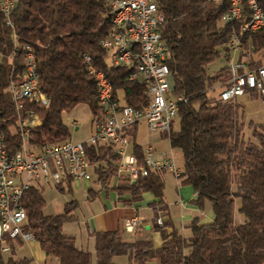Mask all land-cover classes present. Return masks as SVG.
Segmentation results:
<instances>
[{"label": "trees", "instance_id": "obj_1", "mask_svg": "<svg viewBox=\"0 0 264 264\" xmlns=\"http://www.w3.org/2000/svg\"><path fill=\"white\" fill-rule=\"evenodd\" d=\"M257 1L264 11V0ZM156 3L164 18L159 31L168 46L169 92L183 98L175 115L179 126L168 134L170 145L183 155L178 183L192 188V202L198 207L208 199L213 217L208 222L192 218L182 224L183 230L189 229L184 234L173 223L164 201L166 169L148 167L147 178L138 180L117 201L136 204L144 193L151 194L153 216L149 224L158 232L160 243L155 245L150 237L124 239L118 229H93L95 264H117L113 259L116 254H126L128 264H144L150 259L161 264H264V121H249L246 135L242 103L236 97L223 100L216 91L227 84L228 63L213 72L206 69L215 56L230 59L229 35L239 30L245 17L223 22L221 15L229 6L228 0ZM10 19L11 25L6 24L0 8V128L10 149L18 145L19 133L8 84L10 75L23 69L24 43L32 45L38 85L49 99L47 106L25 101V106L40 117L29 131V140L34 143L68 139L69 126L62 120V112L78 103H87L93 117H99L95 83L85 56L107 73L114 93L124 103L141 107L148 102L143 82L126 81L129 69L109 66L105 60L101 40L110 22L104 0H18ZM241 41L244 50L238 58L249 67L264 61V24L255 32H244ZM244 93L259 96L264 103V93L252 88ZM134 126L128 132L131 137ZM86 151L100 188L114 190L119 158L114 146L96 143L86 146ZM88 191L90 197L98 192ZM236 199V209L242 214L238 220ZM21 202L26 211L23 229L33 234L44 253L55 255L58 264H92L90 251L77 246L74 235L62 230L63 223L75 217L74 200L68 201L62 212L46 214L41 187L31 185ZM5 241L11 248L14 242H23L18 237ZM3 253L0 263H12V257L5 260Z\"/></svg>", "mask_w": 264, "mask_h": 264}, {"label": "built area", "instance_id": "obj_2", "mask_svg": "<svg viewBox=\"0 0 264 264\" xmlns=\"http://www.w3.org/2000/svg\"><path fill=\"white\" fill-rule=\"evenodd\" d=\"M18 0H0L5 23L11 25L10 15ZM108 6L109 29L101 40L104 57L109 66L129 69L126 81L143 82L147 88L148 102L141 107L124 103L114 93L112 81L107 73L97 68L89 56H85L88 73L94 80L96 99L100 107L98 118L92 120L91 133L82 140L66 139L58 142L29 140L30 128L40 122L38 113L25 106L32 101L47 106L48 97L39 88V73L36 71L33 48L23 45L24 66L18 74H11L8 90L16 111V125L19 133L18 145L10 149L0 128V252L11 249L6 238L34 239L33 234L23 229L26 211L21 199L31 185L43 182L63 186L72 180L90 179V161L86 146L96 143H110L119 154L116 181L136 182L141 175H148L147 168H164L178 180L180 169L175 166L172 149L163 151L156 158L151 145L141 154L127 151L129 129L139 120H144L152 131L166 135L171 129V119L178 110L181 95L170 94L171 72L167 64L168 46L161 36L159 26L163 14L156 0H104ZM218 2L220 0H214ZM229 6L222 13L221 20L229 22L245 17L238 31H232L228 38L231 56L244 50L241 36L244 32H255L264 24V11L257 0H228ZM13 40L15 34L12 33ZM249 50H246V54ZM107 61V60H106ZM227 84L219 90L223 100L235 98L247 89L264 93V61L249 67L243 58L228 63ZM1 122V118H0ZM78 120L70 119L77 126ZM123 177L125 179H123ZM161 223V217L157 219ZM137 214L123 221L127 231L140 226ZM1 264V263H0Z\"/></svg>", "mask_w": 264, "mask_h": 264}, {"label": "rangeland", "instance_id": "obj_3", "mask_svg": "<svg viewBox=\"0 0 264 264\" xmlns=\"http://www.w3.org/2000/svg\"><path fill=\"white\" fill-rule=\"evenodd\" d=\"M238 53L232 55L227 61L223 55L215 56L211 60L206 69L208 72H213L217 70L220 66L229 63L231 60H235ZM109 62V58H106ZM220 88H216L219 92ZM237 100L243 105V120H244V132L247 135L250 131L249 121L253 122H263L264 121V103L259 96L251 97L247 93L236 96ZM75 118L79 122V128L76 130L74 126L70 124V119ZM62 120L69 126V139L77 140L86 138L91 133V126L93 120L92 111L87 103L81 102L76 104L74 107L67 111L62 112ZM179 126L178 116H174L171 119V128L173 130L177 129ZM140 145L142 148L147 145H152L153 151L163 152L172 149L173 160L176 167L182 170L183 167V155L178 147H173L170 145L169 137L159 131H152L147 127L144 120H139L136 123V128L134 136L130 137L126 148H133L134 145ZM91 177L90 179H78L72 180L70 187L68 184H64L61 189L59 186H55L53 183L43 182L41 187V193L44 197L45 203L43 206V212L46 214L59 213L63 211L65 204L68 201L74 200L75 206L72 210L75 217L63 223L62 230L67 233L74 234L78 245H83L86 249H90L92 252V257L94 260L93 251V240L89 231L95 225L96 221L100 218L108 217L112 215H118V211H109L105 214H100V211L104 208V199L101 193L98 192L97 195L90 197L89 188L97 190L99 188V182L96 180L95 175L92 171V166L89 168ZM188 186L189 185H181ZM179 183L175 175L166 170L164 173V200L168 204V210L172 218L173 223L178 227L182 228V223H187L189 220L183 218L184 213H188V208H180V206L175 202V200L180 199L178 194ZM109 191V190H108ZM111 198H107L109 201ZM193 203V202H192ZM239 200L235 201V217L236 219H241L242 214L237 211ZM194 204V203H193ZM196 209L201 208L204 211L211 209V203L208 199L204 200L203 206L198 207L194 204ZM199 210V209H198ZM139 217H143L148 222H152V210L146 206L142 205L138 208ZM184 234L189 233L188 228H184ZM120 234L124 239H133L135 236L134 232L130 233L125 230L123 222L120 223ZM140 237H151L150 233L142 232ZM8 256H11L13 262L10 264H58V258L53 254H46L39 246L35 240H25L22 243L14 242L13 247L3 253V257L6 260ZM113 259L117 261L118 264H127L126 254H116Z\"/></svg>", "mask_w": 264, "mask_h": 264}, {"label": "crops", "instance_id": "obj_4", "mask_svg": "<svg viewBox=\"0 0 264 264\" xmlns=\"http://www.w3.org/2000/svg\"><path fill=\"white\" fill-rule=\"evenodd\" d=\"M78 124H77V126L72 125V126H74V129L77 130L79 128ZM135 128H136V124L134 126V129ZM130 137L131 136H129V139H130ZM82 139H85V138H82ZM82 139H77V140H82ZM143 149H144V147L142 148L140 145L135 144L132 149L128 148L127 151L135 152L136 154H141L143 152ZM161 153H162V151L161 152L155 151L154 152L155 157L160 158ZM146 178H147V175H144V176L141 175L139 180L140 179H146ZM136 182L134 183V182L126 181V180H119V181L115 180L114 190L110 189L108 192L104 191L99 186V188L97 190L99 193H101V196L104 199V201H103V207L104 208L100 211V214H105L106 212H109L111 210L112 211L116 210L119 213H118V215L114 214L111 217L110 216H108V217L101 216L102 218H100L98 221H96L95 225L89 231L90 235H91V231L93 229H103V230H105V229H118L120 231V223H122L126 218L132 216L133 214L138 215V208L142 205H146L152 210L149 203H150V201H152L154 199V197L149 193H144L143 199L136 204H129L128 205V204H122V203L117 201V197L128 194L129 191L135 186V184H137ZM68 185H71V181L68 183ZM180 186L181 185H179V187H178V194L180 195V199L175 200V202L180 206V208H182V210L184 208L185 209L188 208V211H187L188 213H184L183 218H187L190 221L192 218L197 216V217H199L200 222L210 221L213 217L212 209H209L208 211H204L201 208H198L199 210L196 209V207L193 206L194 204L192 203V199L195 197V192L192 190V188L189 189L188 186H183L182 188ZM98 192H97V194H98ZM109 197L111 198L110 199L111 201H109V203H108L107 198H109ZM167 209H168V204H167ZM139 218L142 221L141 225L138 226L137 228H135L133 231H129V232L130 233L134 232V234H135L134 238L140 237V234L142 232L150 233L151 234L150 238H152L155 245H158L160 243V237H159L158 232L150 229V224H149L150 222H148L146 219H144L143 217H139ZM182 224H184V223H182ZM74 237H75V235H74ZM91 238L93 240L92 235H91ZM75 244L81 248L86 249V247H83V245L77 244L76 237H75ZM93 247H94V242H93ZM87 250H89L91 253L92 264H95V256H94V260H93L91 250L90 249H87ZM93 251H94V248H93ZM114 261L117 263L116 260H114ZM127 264H128V261H127ZM144 264H161V263H159L155 259H150V260H147Z\"/></svg>", "mask_w": 264, "mask_h": 264}]
</instances>
